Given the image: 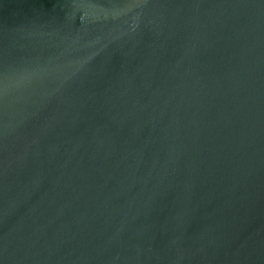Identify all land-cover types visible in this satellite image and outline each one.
Returning a JSON list of instances; mask_svg holds the SVG:
<instances>
[{
  "label": "water",
  "instance_id": "95a60500",
  "mask_svg": "<svg viewBox=\"0 0 264 264\" xmlns=\"http://www.w3.org/2000/svg\"><path fill=\"white\" fill-rule=\"evenodd\" d=\"M0 264H264V0H0Z\"/></svg>",
  "mask_w": 264,
  "mask_h": 264
}]
</instances>
